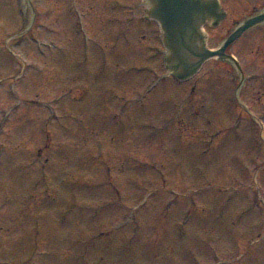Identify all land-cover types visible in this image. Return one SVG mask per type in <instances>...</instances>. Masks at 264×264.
I'll return each mask as SVG.
<instances>
[{"label": "rangeland", "instance_id": "rangeland-1", "mask_svg": "<svg viewBox=\"0 0 264 264\" xmlns=\"http://www.w3.org/2000/svg\"><path fill=\"white\" fill-rule=\"evenodd\" d=\"M164 53L145 0H0V264H264V23L241 86Z\"/></svg>", "mask_w": 264, "mask_h": 264}, {"label": "water", "instance_id": "water-1", "mask_svg": "<svg viewBox=\"0 0 264 264\" xmlns=\"http://www.w3.org/2000/svg\"><path fill=\"white\" fill-rule=\"evenodd\" d=\"M149 14L155 18L162 30L163 38L170 53L173 70H182L184 76L194 74L204 62L218 58L235 62L227 54L228 48L245 32L264 23V11L239 22L231 34L217 49H209L204 42L202 26L217 25L225 16L219 0H150ZM235 73L236 85L244 84L237 65L231 63ZM240 69V67H239Z\"/></svg>", "mask_w": 264, "mask_h": 264}]
</instances>
